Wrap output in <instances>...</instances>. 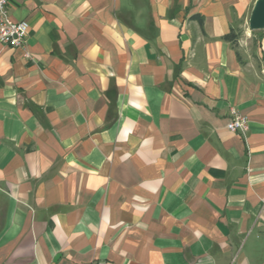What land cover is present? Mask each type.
Wrapping results in <instances>:
<instances>
[{
    "label": "crops",
    "instance_id": "crops-1",
    "mask_svg": "<svg viewBox=\"0 0 264 264\" xmlns=\"http://www.w3.org/2000/svg\"><path fill=\"white\" fill-rule=\"evenodd\" d=\"M256 2L10 0L0 264H264V66L224 38Z\"/></svg>",
    "mask_w": 264,
    "mask_h": 264
},
{
    "label": "built area",
    "instance_id": "built-area-1",
    "mask_svg": "<svg viewBox=\"0 0 264 264\" xmlns=\"http://www.w3.org/2000/svg\"><path fill=\"white\" fill-rule=\"evenodd\" d=\"M9 3L10 0H0V43L15 48L24 44L29 23L27 20H13L9 14ZM227 128L231 132L245 133L249 130V119L236 109H232V117Z\"/></svg>",
    "mask_w": 264,
    "mask_h": 264
},
{
    "label": "rangeland",
    "instance_id": "rangeland-1",
    "mask_svg": "<svg viewBox=\"0 0 264 264\" xmlns=\"http://www.w3.org/2000/svg\"><path fill=\"white\" fill-rule=\"evenodd\" d=\"M239 40L236 45L237 50L250 68L264 66V56H261L262 38H264V28L251 29L250 25L238 28Z\"/></svg>",
    "mask_w": 264,
    "mask_h": 264
},
{
    "label": "water",
    "instance_id": "water-1",
    "mask_svg": "<svg viewBox=\"0 0 264 264\" xmlns=\"http://www.w3.org/2000/svg\"><path fill=\"white\" fill-rule=\"evenodd\" d=\"M251 29L264 28V0H257L249 21Z\"/></svg>",
    "mask_w": 264,
    "mask_h": 264
},
{
    "label": "trees",
    "instance_id": "trees-1",
    "mask_svg": "<svg viewBox=\"0 0 264 264\" xmlns=\"http://www.w3.org/2000/svg\"><path fill=\"white\" fill-rule=\"evenodd\" d=\"M198 16L201 17L200 15H198ZM224 38L227 41L232 42L236 46L238 43V40H239V34L236 33L234 30H231V32L229 34H227ZM237 54H238V52H237ZM238 56L240 57L239 54H238Z\"/></svg>",
    "mask_w": 264,
    "mask_h": 264
}]
</instances>
